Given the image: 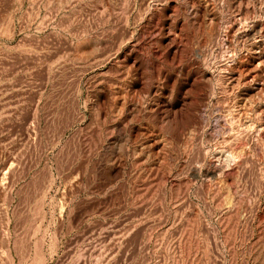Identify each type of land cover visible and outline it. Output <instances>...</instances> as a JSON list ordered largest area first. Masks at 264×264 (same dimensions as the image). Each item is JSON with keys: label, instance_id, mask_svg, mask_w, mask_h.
Listing matches in <instances>:
<instances>
[{"label": "rangeland", "instance_id": "obj_1", "mask_svg": "<svg viewBox=\"0 0 264 264\" xmlns=\"http://www.w3.org/2000/svg\"><path fill=\"white\" fill-rule=\"evenodd\" d=\"M168 222L264 264V0H0V264H119Z\"/></svg>", "mask_w": 264, "mask_h": 264}, {"label": "crops", "instance_id": "obj_2", "mask_svg": "<svg viewBox=\"0 0 264 264\" xmlns=\"http://www.w3.org/2000/svg\"><path fill=\"white\" fill-rule=\"evenodd\" d=\"M129 227L132 229L131 233L138 229L131 221ZM161 233V242L154 246L146 247L144 243L138 244L131 240L129 259L121 260L119 264H218L216 255L203 258L202 245L206 238L203 237L200 226L168 222L162 227ZM215 237L210 238L209 242L216 245ZM226 259H221V264H227Z\"/></svg>", "mask_w": 264, "mask_h": 264}, {"label": "bare ground", "instance_id": "obj_3", "mask_svg": "<svg viewBox=\"0 0 264 264\" xmlns=\"http://www.w3.org/2000/svg\"><path fill=\"white\" fill-rule=\"evenodd\" d=\"M227 27V26H226ZM232 132V131H231ZM244 132V131H243ZM243 134V133H242ZM235 135V134H234ZM246 135V134H245ZM245 137V136H244ZM244 141V140H243ZM242 141V142H243ZM238 142V141H237ZM236 143V142H235ZM244 144V143H243ZM243 144H242V146H243ZM239 145V144H238ZM241 146V145H240ZM233 147V146H232ZM244 148V147H243ZM254 148V147H253ZM231 150H232V148H231ZM231 150H229V151H231ZM237 150V149H236ZM244 152V151H243ZM232 153H235V152H231V154H230V159L232 160V161H234L235 162V160H236V157H238V156H235L234 154H232ZM240 153H242V152H240ZM247 155V154H246ZM239 158V157H238Z\"/></svg>", "mask_w": 264, "mask_h": 264}]
</instances>
